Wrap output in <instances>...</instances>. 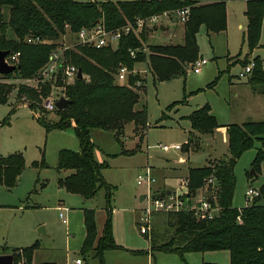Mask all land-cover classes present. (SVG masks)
<instances>
[{
    "label": "trees",
    "instance_id": "trees-1",
    "mask_svg": "<svg viewBox=\"0 0 264 264\" xmlns=\"http://www.w3.org/2000/svg\"><path fill=\"white\" fill-rule=\"evenodd\" d=\"M241 0H224L204 5L201 0H136L132 2H113L96 0L78 2L75 0H0V50L10 55L20 53V69L9 75H0L5 80L38 79L39 72L49 62L52 53L58 49L62 38L70 32L77 35L82 29L90 28L103 21L108 30H117L134 24L138 18L170 12L189 7L188 21L183 25L184 40L181 44L150 45L148 69L154 78L168 81L179 74H185V67L199 60L198 35L204 27L208 37L218 35L227 29V2ZM247 2L245 16L247 30L244 41L250 54L259 47L264 28V0H244ZM9 9L6 18L3 9ZM11 31L15 39H8ZM40 39L36 44H28L26 38ZM145 34L124 36L117 49H96L84 45H75L64 53L67 63L76 65L84 76L74 85L65 87L64 95L71 101L64 110L56 109L59 117L57 124L51 125L39 117L37 121L47 130L73 128L79 140L80 151L63 149L59 152L58 172L70 171L66 177L59 178V187L85 200L94 199L100 190H106L107 219L102 235L98 234L97 215L92 209L84 210L85 240L80 250L83 258L97 259L99 264H106L105 253L119 250L113 235L111 197L113 187L103 177L102 171L108 166L95 157V145L91 140L92 130L113 132L118 142H123L125 129L134 125V134L143 141L148 127L147 106H139L140 93L136 88L137 76H131L129 84H118L115 77L121 66L130 70L139 63H145L147 57L143 43ZM145 41V42H144ZM63 48V47H62ZM63 50V49H62ZM130 50L137 52L136 58ZM57 52V51H56ZM255 67L249 83L257 91L264 87V69L262 60L253 59ZM250 63L245 61L244 66ZM88 77V79H86ZM216 79L211 85L214 87ZM142 84L145 81H141ZM63 80L57 83L40 84L38 90L19 88V99L26 96L29 107L34 111L41 108L42 98L49 96L52 88H62ZM13 88L11 85H0V104L5 105ZM264 92V91H261ZM54 112V113H55ZM191 127L202 135H212L222 126L211 114L209 105L198 108L189 117ZM228 155L215 164L202 168H190V191L197 192L214 178V191L211 196L220 207L221 212L213 220H198L192 214H157L162 216L160 230L153 227L151 234L146 235L151 243L150 251H135L134 254H151L163 252L185 254L210 251H228L230 264H264V204L262 197L251 205L238 209L233 207L236 189L235 167L241 156L255 147L256 150L249 178L256 177L264 163V121H249L242 125H229ZM123 144V143H122ZM124 146V144H123ZM125 153V151H123ZM36 168L46 167L34 162ZM26 168L23 153H14L6 157L0 155V186L7 190L17 187L20 176ZM264 194V184L261 186ZM155 216V217H156ZM163 229H162V228ZM162 229V230H161ZM144 235V234H143ZM38 245L14 249V264H34V252ZM56 264V263H43ZM214 264V263H203Z\"/></svg>",
    "mask_w": 264,
    "mask_h": 264
},
{
    "label": "rangeland",
    "instance_id": "rangeland-1",
    "mask_svg": "<svg viewBox=\"0 0 264 264\" xmlns=\"http://www.w3.org/2000/svg\"><path fill=\"white\" fill-rule=\"evenodd\" d=\"M221 1L224 0H212V2ZM226 7L228 11L226 31L208 37L205 29H202L198 35L199 60L208 61L207 65L201 67L199 74H195L191 66H186L185 74L159 82L149 71L146 63L136 64L131 69V76H137L138 81L146 80L137 88L141 96L139 106L146 105L148 110V127L143 141L134 134L133 124H129L125 129V136L122 139L124 146L116 140L113 132L91 131V140L96 147V159L108 164L102 174L113 187L111 197L113 235L116 244L121 247L119 250L105 253L106 264H230L231 262L228 251L191 252L185 254L184 258L178 254L163 252H154V258L150 253H133L147 252L151 248L150 241L140 232V224L144 216L142 210L146 206L145 202L140 201V197L147 194L148 188L146 185L138 184L139 176H145L150 170L152 175L153 172L156 174L155 186L168 179L172 180L168 182L169 186H175L171 191L181 190L182 181L189 178L185 177L189 168H202L215 164L229 153L228 139L222 132L212 135L195 132L189 117L198 108L209 105L211 114L222 127L242 125L249 121H264V92H261L264 91V87H257L255 91L249 83L250 76L238 77L245 67L243 63L247 60L252 61L259 57L264 69V28L259 47L250 54L247 43L243 42V35L247 30L245 16L247 2L230 1ZM3 12L8 19L9 9L5 8ZM163 26H167L169 30L164 32L161 28L155 29L146 36L144 42L148 51L150 45L183 42L182 24L177 21H164ZM8 39H15L11 31L8 33ZM28 39L29 37L26 41ZM58 43V49L54 52L83 45L79 43L77 36L70 32ZM216 79H218L217 83L210 88ZM115 81L118 83L116 77ZM40 84L37 79L0 78V85H11L13 88L8 102L5 105L0 104V155L6 157L21 152L26 161V168L15 189L9 191L0 186V253L3 247L12 251L36 244L39 248L34 253V262L37 264L52 262L76 264L78 259L83 264H99L97 259H85L80 254L85 238L83 209L96 211L98 234L101 236L107 219V193L102 189L94 199L85 200L79 195L59 188V177L70 174V171L61 174L58 172L59 152L63 149L78 152L80 144L73 128L47 132L37 121L41 117L51 125L57 124L59 120L57 112H47L45 105L49 98L59 95L61 88L53 87L49 96L42 98L41 108L36 110V115L35 110L29 107L27 102L30 100H27L26 96L19 99V88L38 90ZM160 144L181 145L182 150L171 149L164 152L157 148ZM259 147L260 142L257 141L254 148L241 156L235 167L237 182L233 198L234 208L241 209L252 204L246 196L249 187L259 189L264 184V163L261 164L260 172L256 177H248ZM43 160L46 167L33 166L34 162L41 163ZM179 176L185 178L174 183ZM163 191L154 190L156 193ZM261 203L264 204V197ZM58 207L68 210L65 212L68 225H64L61 221ZM162 224V216L153 219V227L160 230L159 226Z\"/></svg>",
    "mask_w": 264,
    "mask_h": 264
},
{
    "label": "built area",
    "instance_id": "built-area-1",
    "mask_svg": "<svg viewBox=\"0 0 264 264\" xmlns=\"http://www.w3.org/2000/svg\"><path fill=\"white\" fill-rule=\"evenodd\" d=\"M190 8L183 7L170 12H164L162 14L153 15L144 18H138L134 24L129 23L126 27L120 28L117 30H108L103 21L97 22L94 26L90 28L82 29L76 36L79 39V43L87 45L96 49L102 48H112L117 49L120 40L129 34H135L140 38L142 34L148 36L150 31L159 29L163 26V22L167 21H177L180 24L184 25L189 18ZM40 39L29 38V44H36L40 42ZM144 50L147 60L145 63L148 67V55L149 51L145 43ZM116 46V47H114ZM68 50L65 48L63 51L53 52L49 58V62L44 68L41 69L38 75V81L42 84L52 83L55 84L61 78L63 80L62 90L59 92L57 97L49 98L47 104L45 105V110L47 112H55L56 103L62 98L65 97L63 94L65 87L70 86L76 82L78 79L79 69L73 64H68L64 57L65 51ZM131 56L136 58L137 52L135 50H130ZM20 53L10 55L6 58V63L8 65L17 66L19 63ZM208 61L206 59L198 60L194 66L193 71L195 74L201 72V67L207 65ZM255 67V63L250 61L246 65L243 71L238 76L239 78H246L251 76ZM149 72V71H148ZM132 75V71L127 66H121L116 74V80L118 83L125 84L128 86L129 78ZM139 80L136 83V88L141 87L143 84ZM54 88H57L54 86ZM66 98V97H65ZM36 115V112L34 113ZM160 150L168 152L171 149L176 151H181V145H159L157 146ZM151 171H147L145 176H139L138 184L140 186L146 185L148 190L145 195L143 202L146 203V206L143 208L142 212L144 216L142 217L140 232L142 234L150 235L153 227V219L157 214H180V213H189L196 217L198 220H213L219 216L221 209L214 202L211 194L214 193V178L211 177L207 180L205 188L197 191H190V180L186 178L182 181L181 190L175 191H163L162 193L154 192V187L156 179L152 175ZM209 192V193H208ZM169 193V194H168ZM211 193V194H210ZM246 196L249 202H252L259 198L264 197V194L261 190L249 187ZM251 205V204H250ZM65 212H68L67 209L61 208L59 217L64 225H68V220L66 219ZM76 264H82L81 260H77Z\"/></svg>",
    "mask_w": 264,
    "mask_h": 264
},
{
    "label": "water",
    "instance_id": "water-1",
    "mask_svg": "<svg viewBox=\"0 0 264 264\" xmlns=\"http://www.w3.org/2000/svg\"><path fill=\"white\" fill-rule=\"evenodd\" d=\"M162 31L167 30L164 27H161ZM8 51H2L0 50V75H9L14 73L16 70L20 69V65L17 66H10L6 63V58L9 56ZM83 78V72L81 69H79L78 72V79ZM71 104V101H69L67 98L62 97L57 103H56V108L58 110H64L68 105ZM254 173V171H251ZM169 194V193H168ZM145 196L140 197V201L143 202ZM0 264H14V257L12 254H5V255H0Z\"/></svg>",
    "mask_w": 264,
    "mask_h": 264
},
{
    "label": "crops",
    "instance_id": "crops-1",
    "mask_svg": "<svg viewBox=\"0 0 264 264\" xmlns=\"http://www.w3.org/2000/svg\"><path fill=\"white\" fill-rule=\"evenodd\" d=\"M215 1V0H214ZM230 2V1H229ZM229 2H227V4L229 3ZM201 3L202 4H204V5H207V4H213V3H217V2H212V0H201ZM227 21H228V11H227ZM162 27H164V28H166L167 30H165L164 32H167L168 30H169V28H167V26H162ZM243 28V27H242ZM202 29H205L204 27L202 28ZM201 29V30H202ZM205 31H206V29H205ZM246 33V32H245ZM245 33H244V35H245ZM219 35V34H218ZM244 35H243V41H244ZM183 39H184V30H183ZM183 43V42H182ZM178 44H181V43H178ZM249 53H250V51H249ZM36 111H34V113H35ZM218 132H222L223 134H224V136H225V138H227L228 139V136H227V128H226V126L224 127H221V128H219L218 129V131L217 132H215V133H218ZM180 164H182V162H180ZM190 169V168H189ZM154 171V169L152 170V172ZM188 173H189V170L187 171ZM188 173L186 174V176L185 177H188ZM22 175V174H21ZM153 175H154V177H156V174L153 172ZM21 177V176H20ZM185 177H177V179H176V181L174 182V183H177L181 178H185ZM60 178V177H59ZM58 181H59V179H58ZM170 180H168V179H165V181H162L159 185H157V186H155V189L154 190H164V191H171L172 189H174L175 188V186L173 185V186H169L170 184H168V182H169ZM172 181V180H171ZM170 181V182H171ZM157 182H158V180H157ZM163 183V184H162ZM157 184V183H156ZM58 186H59V184H58ZM60 188V187H59ZM6 189V188H5ZM9 191H11V190H9ZM62 207H58V211L60 212V209H61ZM85 209H83V211H84ZM84 229V228H83ZM84 234H85V237H86V233H85V230H84ZM84 240H85V238H84ZM84 242V241H83ZM83 245V244H82ZM14 250V249H13ZM12 250V251H13ZM12 251H10L7 247H3L2 248V252L0 253L1 255H5V254H12ZM35 253V252H34ZM78 260H80V259H78ZM33 263L34 264H37V263H35L34 262V256H33ZM52 263H55V262H52ZM43 264V263H42ZM57 264V263H56ZM82 264H83V262H82Z\"/></svg>",
    "mask_w": 264,
    "mask_h": 264
}]
</instances>
